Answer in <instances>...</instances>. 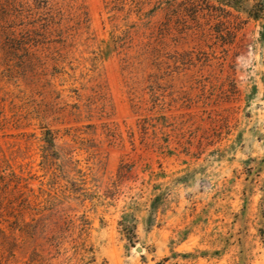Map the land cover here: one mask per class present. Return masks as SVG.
<instances>
[{"label":"rangeland","instance_id":"1","mask_svg":"<svg viewBox=\"0 0 264 264\" xmlns=\"http://www.w3.org/2000/svg\"><path fill=\"white\" fill-rule=\"evenodd\" d=\"M11 2L0 264H264V0Z\"/></svg>","mask_w":264,"mask_h":264},{"label":"trees","instance_id":"2","mask_svg":"<svg viewBox=\"0 0 264 264\" xmlns=\"http://www.w3.org/2000/svg\"><path fill=\"white\" fill-rule=\"evenodd\" d=\"M58 1L59 0H12L8 10H10L15 17L27 15L26 18L30 15L32 16V13L35 10L39 14L37 21L40 22L41 28L43 30H48L56 23L53 16V10H56L54 8L58 4ZM69 1L73 2L71 4V9L73 10V15L77 19L78 23H86L88 21V16L84 6L76 5L77 0ZM27 23V25H32V22ZM34 30L36 29H33V31Z\"/></svg>","mask_w":264,"mask_h":264}]
</instances>
